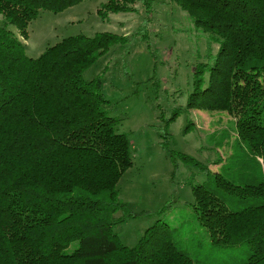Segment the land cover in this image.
<instances>
[{
    "label": "trees",
    "instance_id": "1",
    "mask_svg": "<svg viewBox=\"0 0 264 264\" xmlns=\"http://www.w3.org/2000/svg\"><path fill=\"white\" fill-rule=\"evenodd\" d=\"M80 1L0 0V264H193L168 226L148 227L132 246L112 231L123 221L112 217L126 207L117 183L132 165L131 143L101 78L82 72L128 37L70 35L25 53L21 38L40 10ZM170 1L217 45L193 69L188 105L226 112L235 127L237 152L221 171L177 154L209 176L190 187L192 210L212 244H244L243 264H264V0ZM137 2L149 12L151 0H105L97 13L132 12Z\"/></svg>",
    "mask_w": 264,
    "mask_h": 264
},
{
    "label": "rangeland",
    "instance_id": "2",
    "mask_svg": "<svg viewBox=\"0 0 264 264\" xmlns=\"http://www.w3.org/2000/svg\"><path fill=\"white\" fill-rule=\"evenodd\" d=\"M104 2L81 0L56 13L40 10L27 25L26 38H20L25 53L37 57L70 35L110 32L128 37L82 72L85 80L101 78L110 115L118 119L117 131L131 143L132 165L117 183L126 207L112 217L123 221H115L112 231L122 244L132 246L148 227L168 226L193 264H243L249 254L246 245L222 250L198 223L190 187L206 184L209 176L177 156H191L216 173L237 152L231 115L188 105L193 69L217 45L209 46L206 35L170 0H151L149 12L137 2L132 12L101 18L97 12ZM9 28L17 34L14 26Z\"/></svg>",
    "mask_w": 264,
    "mask_h": 264
}]
</instances>
